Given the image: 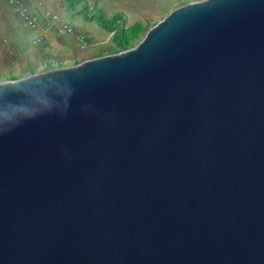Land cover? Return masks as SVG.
<instances>
[{"label":"water","instance_id":"obj_1","mask_svg":"<svg viewBox=\"0 0 264 264\" xmlns=\"http://www.w3.org/2000/svg\"><path fill=\"white\" fill-rule=\"evenodd\" d=\"M0 264H264V0L0 80Z\"/></svg>","mask_w":264,"mask_h":264},{"label":"rangeland","instance_id":"obj_2","mask_svg":"<svg viewBox=\"0 0 264 264\" xmlns=\"http://www.w3.org/2000/svg\"><path fill=\"white\" fill-rule=\"evenodd\" d=\"M6 1L7 0H0L1 15H5L3 12L11 10ZM37 1H40L39 3L42 8L49 10V8H47L48 5L60 14L69 15L62 5V2H66V0H48V4H46V0ZM187 1L190 0H77L76 4L78 7L85 4L88 9L92 10L95 16L100 15L108 22L111 18L112 25L117 28L116 33L113 36H109V38H106L104 41H100L98 34L102 33L105 35V29L99 26L94 20H90V25L97 35V38L94 37L96 40L95 42L87 46H77V53H75V56H71L63 62L42 65V63H40L42 62L41 60L38 62L41 67L34 70L35 72H39L47 68L66 65V62L76 63L85 58L113 54L134 46L143 38L144 33L151 25L161 20L173 7L185 4ZM99 6L103 8V11L96 9ZM0 30L3 29L0 28ZM7 38L8 37H2V35H0V40L3 42H7ZM35 46H45V44L38 43L35 44ZM70 52H73V50ZM66 55L67 53L63 51L52 57L63 59ZM48 57L50 56H47V58ZM12 70H14V67L9 61L0 64V72L5 73ZM5 78H9L7 74H0V80Z\"/></svg>","mask_w":264,"mask_h":264},{"label":"crops","instance_id":"obj_3","mask_svg":"<svg viewBox=\"0 0 264 264\" xmlns=\"http://www.w3.org/2000/svg\"><path fill=\"white\" fill-rule=\"evenodd\" d=\"M47 1L48 0H46V4L49 3H47ZM64 2H62V5L66 9ZM99 7L103 11V8L101 6ZM47 8L55 12L61 19L70 22L73 26L74 33L65 35L62 40H55L54 38H49L47 36L48 38L46 37V40L39 42L45 44V46H35V44L38 43H34L32 38L38 35L39 32L37 30H30L25 24L17 19L11 10L3 12L5 15L0 14V28L3 29L0 30V35H2V37H8V41L3 42L0 40V64L9 61L14 67V70L5 73L0 72V74H7L8 77H19L35 72L34 69H39V67H41L40 63H42V65H47L55 62H63L69 57L75 56V53H77V46H82V42L78 36L83 37L88 42L87 45L96 41L94 37L97 35L94 33L93 27L90 25V20H93L92 18L87 19L81 12H71L68 9H66V11L70 16L60 14L48 5ZM98 25L104 28L102 25ZM104 29L106 33L105 35L102 33L98 34L100 41H104L112 35V31H108L106 28ZM69 50H73V52H70ZM63 51L68 55H66L65 58L57 59L52 57ZM47 56L50 57L47 58ZM41 60L42 62L38 63ZM66 64L73 63L66 62Z\"/></svg>","mask_w":264,"mask_h":264},{"label":"built area","instance_id":"obj_4","mask_svg":"<svg viewBox=\"0 0 264 264\" xmlns=\"http://www.w3.org/2000/svg\"><path fill=\"white\" fill-rule=\"evenodd\" d=\"M37 0H7L12 13L19 21L25 24L30 30H37L38 35L34 36L33 42L39 43L48 36L55 40H62L65 35L74 33L73 26L67 20L61 19L55 12L42 8ZM49 34V35H48ZM47 37V38H48ZM82 46L88 42L78 36Z\"/></svg>","mask_w":264,"mask_h":264},{"label":"trees","instance_id":"obj_5","mask_svg":"<svg viewBox=\"0 0 264 264\" xmlns=\"http://www.w3.org/2000/svg\"><path fill=\"white\" fill-rule=\"evenodd\" d=\"M76 2H77V0H66V2L64 3L66 9L70 10L71 12H81L83 14V16L85 18H87V19H91L92 18L98 24H100L104 28H106L108 31H112V35L111 36H113L116 33L117 28L112 25L111 18L109 19V22H108L105 18L101 17L100 15L95 16L93 14L92 10L87 8V5L83 4L80 7H78ZM96 9L101 11V8H99V7L96 8Z\"/></svg>","mask_w":264,"mask_h":264}]
</instances>
